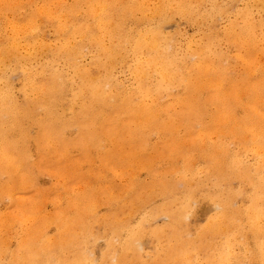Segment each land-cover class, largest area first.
Masks as SVG:
<instances>
[{
	"label": "bare ground",
	"instance_id": "6f19581e",
	"mask_svg": "<svg viewBox=\"0 0 264 264\" xmlns=\"http://www.w3.org/2000/svg\"><path fill=\"white\" fill-rule=\"evenodd\" d=\"M171 6L181 12L191 10L187 0H178ZM22 8H26L24 13L20 12ZM0 9L5 11L3 27L0 25V71L12 63L15 66L23 63L25 67L23 105L16 101L8 79L5 89L0 86V171L8 176L6 181H0V197H10L15 189L33 184L34 168L39 163L30 162L25 146V142L30 141L29 131L21 123L27 116L35 115L38 107H44L49 120L41 122V133L34 139L37 150L42 153V149L49 147L63 159H68L71 149H78L87 159L95 149H103L101 154L107 160L104 165L121 170L119 167L131 165L133 158L147 160L141 157V152L149 149L145 146L147 137L157 133L164 141L152 146V155H167L168 168L177 174L176 178L153 180L166 197L167 202L161 210L171 217L167 236L173 242L167 247L160 243L158 252L175 257L178 264L180 261L191 264L189 250L194 240L185 236L188 231H179V227L184 224L187 209L196 200V184L204 182L196 178L195 167L196 158L203 156L208 158L206 179L227 184L225 192L217 191L212 195L220 211L199 234L208 246L203 264H240L242 256L233 255L232 244L242 239L245 248L247 231L256 244V254L252 252L250 256L264 264V240L260 242V236L264 235V158L261 157L262 165L257 162L250 166L240 153H232L226 147L227 140L211 142V134L220 133L235 138L240 148L252 151L256 157L263 154L264 70L257 81L235 80L229 76L227 67L212 64L211 59L222 58L212 44L180 54L176 43L161 28L164 18L161 7L153 10V16L160 17L158 26H141L148 21L145 0H73L71 3L67 0H0ZM137 11L144 15L136 16ZM9 12L14 18H9ZM131 22L137 28L131 27ZM247 22L249 27H255L249 19ZM109 23L112 31H108ZM47 25L54 27L58 37L56 43L46 39ZM106 34L109 39L104 37ZM250 34L244 41L236 39L235 43L250 51L257 46L255 36ZM86 49L93 56L91 64L83 66L79 59ZM129 57L135 60L132 66L135 86L131 88L120 85L114 74L115 67L126 64ZM238 57L246 68L254 71L255 58ZM34 61L37 66L31 70L27 64ZM179 85L184 89L182 96L171 103L161 101L165 95H173L171 90ZM196 124L199 125L197 130ZM71 126H77L78 136L65 139V128ZM180 129H184V134H179ZM105 143L108 149H104ZM131 149L134 152L129 153ZM178 156L183 160L181 165L175 159ZM72 164L77 171L78 163ZM75 174L67 168L66 176L70 178ZM231 177L246 181L253 188L246 209L234 205ZM101 190L100 187L86 188L79 195L67 197V208L75 214L69 217L68 210H61L59 242L69 243L73 257L63 252L66 247H62L58 252H48L50 259L55 254L61 261L58 264H94V259L86 253V237L73 238L70 230L73 223H82L84 212H95L97 198L93 202L88 200ZM151 190L156 189L151 187ZM178 190L185 191L180 199L175 197ZM146 191L145 185L133 182L120 203L112 193L113 210L127 202H142L139 196ZM174 203L176 208L172 209ZM112 213L113 221L106 229L117 237L123 231L126 235L117 243L108 241L105 259L115 264H133L147 219L131 228L129 219L118 220ZM154 233L158 238L165 236L164 229H155ZM216 235L224 237L223 243H214ZM27 238L6 264L46 262L44 254L47 251L39 255ZM41 248L44 249L45 244ZM0 264L5 263L1 261ZM195 264L202 262L199 260Z\"/></svg>",
	"mask_w": 264,
	"mask_h": 264
},
{
	"label": "rangeland",
	"instance_id": "374dc122",
	"mask_svg": "<svg viewBox=\"0 0 264 264\" xmlns=\"http://www.w3.org/2000/svg\"><path fill=\"white\" fill-rule=\"evenodd\" d=\"M72 1L67 0L68 3ZM110 1L103 0V2ZM145 1L147 3L145 16L148 21L142 23L141 26L143 28L158 26L160 17L153 16V10L156 7H161L164 15L160 24L161 28L164 34L176 43L180 54L198 47L206 48V46L212 44L216 53L222 55L221 59H211L212 64L217 67H227L228 74L233 79L239 81L248 79L254 82L262 77L264 70V8H262V3L264 0H187L190 3L191 10L185 12L178 11L171 6V4L175 5L178 0ZM25 10L26 8H22L20 12L24 13ZM4 12L0 9L1 27H3V19H5ZM8 14L10 19L14 18L10 12ZM142 15H144L142 12H136V16L140 17ZM247 19L254 23L255 27H249ZM22 20L18 19V21ZM110 23L108 31L113 30ZM131 27L137 28L132 22ZM44 31L46 39L52 43L58 41L53 26L47 25ZM250 32L255 36L257 46L249 51L247 48L241 47L240 44H236L235 40L244 41L245 37L251 35ZM107 36L109 35L106 34L104 37L109 39L110 37ZM240 55L255 58L257 64L253 72L245 67L244 62L238 57ZM92 56L93 53L86 49L85 54L80 57L79 61L83 66H88L91 64ZM44 57L42 58L44 59ZM131 57L128 58L126 64H119L114 69L118 83L127 88L135 86V75L132 71L135 60ZM36 66L35 61L27 64V67L31 70H35ZM24 69L23 63L19 66L12 63L0 71V86L5 89V81L8 79V84L11 85L15 99L20 105L25 103L22 89ZM171 91L173 95H165L161 101L171 103L177 96H182L184 89L183 86L179 85ZM245 101H248V99L246 98ZM48 120L44 107H38L35 115L27 116L21 123V126L29 131L30 141L27 140L25 146H27L30 162L39 163V166L34 168L35 178L33 184L15 189L10 197H0V262L6 264L12 255H16L23 239L27 237L35 245V250L39 255H43V250L47 251L44 254L46 262L41 264H58L61 262L55 254L50 259L48 252H58L62 247H66L63 252L73 257L71 253L73 250L72 247L68 246L69 243L62 245L59 242L61 210H68L66 215H69V217L74 216L75 212L67 208V197L70 195L76 196V193L79 195L86 188L94 190L96 187H100L102 188L101 192L88 200L93 202L97 198L94 204L95 212H84L81 217L82 223H73L70 230L73 238L83 239L86 237L85 239L88 240L84 245L86 253L90 254L91 259H94V264H115L111 260L105 259L104 253L107 251V243L110 239L117 243L119 239L123 240L126 235V232L123 231L117 237L106 229V225L113 221V218L110 217L113 214L112 212L115 213L114 218L118 220L129 219L131 228H136L142 220L147 219L145 231L140 239L141 247L139 246L140 248L137 249V257L134 259L133 264H178L174 259L175 257H166L163 252H158V249H161L162 246L160 243H165L167 247L169 243L173 242H170L167 236L171 217L161 210V207L167 202L166 197L159 192L160 186L153 184L155 183L153 180L159 177H177V174L168 168L170 161L167 159V155L157 154L153 156L154 154L151 151L153 145L164 141V139L159 138L157 133H151L145 144V146H149V149L141 152V157H146L147 160L140 161L139 158H133L131 165H125L119 167L121 170H115L112 166L104 165L107 160L101 154L103 149H95L88 156L90 159L83 156L78 149H71L68 159L57 156V153L49 147L42 149V153H39L34 139L41 133V122L44 123ZM198 128L199 125L196 124L195 130ZM179 134H184V129H180ZM63 135L65 139L76 138L78 136L77 126L66 127ZM211 136V142L227 140L226 147L232 153H240L246 164L254 166L258 162L262 165L261 157L264 158V151L261 156L256 157L252 151L240 148V144L235 138H227L220 133H212ZM108 148V143H105L104 149ZM128 152L131 153L134 150L131 149ZM216 157H219V155H216ZM175 159L178 165L182 164V158L178 156ZM207 160L208 158L206 159L203 156L196 158V178L204 180V182L196 184L198 185L195 191V194H197L195 195L196 200L187 209L184 224L179 227V231H188L185 236L194 240V244L191 245L189 250L191 264H195L199 260L203 264L207 258L208 246L204 240H201L199 234L201 229H205L210 219L220 211L218 202L212 198V195L217 191L225 192L227 189L225 182L221 184L214 179H206ZM73 161L78 163L77 171L75 165L72 164ZM103 166L107 168L105 169ZM67 168L71 170V173L76 172L75 176L70 178L66 176ZM155 174L158 175L155 176ZM7 179L8 176L0 171V181H6ZM133 182L145 185L147 188V191L139 196L143 198L142 202L134 201L131 204L127 202V204L120 205V208L113 210L110 195L113 193V198H116L118 202L119 200L124 201L127 190ZM151 187L156 190H151ZM230 187L234 193V205L246 209L251 202L249 195L253 193L252 186L237 177H231ZM184 192L178 190L175 197H182ZM171 207L172 209L176 208V204H172ZM262 207L264 208V202ZM130 211L131 215L129 214ZM262 218L264 219V215ZM35 228L36 230H34ZM155 229H164L165 236L158 238L154 233ZM245 239V248L242 239L234 241L232 244L233 255L242 256L240 264H263L260 259L250 256L252 252L256 254L255 238H253L250 231L246 232ZM263 240L264 235H261L260 242ZM223 241L224 237L222 235H216L214 238L215 244L223 243ZM43 244H45L44 249L41 248ZM181 262L179 263L181 264Z\"/></svg>",
	"mask_w": 264,
	"mask_h": 264
}]
</instances>
